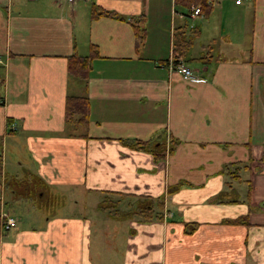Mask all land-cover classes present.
I'll use <instances>...</instances> for the list:
<instances>
[{
	"label": "crops",
	"instance_id": "crops-1",
	"mask_svg": "<svg viewBox=\"0 0 264 264\" xmlns=\"http://www.w3.org/2000/svg\"><path fill=\"white\" fill-rule=\"evenodd\" d=\"M234 1L0 0V264H264V0ZM66 96L87 98L85 126ZM117 194L161 200L160 218L110 216Z\"/></svg>",
	"mask_w": 264,
	"mask_h": 264
},
{
	"label": "trees",
	"instance_id": "trees-1",
	"mask_svg": "<svg viewBox=\"0 0 264 264\" xmlns=\"http://www.w3.org/2000/svg\"><path fill=\"white\" fill-rule=\"evenodd\" d=\"M213 0H173L174 4L180 8L190 11V7L199 6L200 15H207L212 7ZM108 13L94 7L91 12V17L95 18L100 15H107ZM180 27H176L175 30V39L177 40L174 45V50L177 54H174V59H177L178 56L184 52L187 44L181 33H178ZM132 29L135 36L136 43L139 42L143 35V29L140 28L137 24H132ZM179 50V51H178ZM94 48H91L88 55L79 56V55H69L67 56V72L69 75L78 78L85 79L89 69V60L95 55ZM199 61H204V56L198 57ZM175 61V60H174ZM76 117V121L85 126L88 118V101L86 97L83 96H66L64 101V119L70 120ZM9 123V120H7ZM172 142V141H171ZM131 148H136L140 150H146L150 152L153 160H161L165 156V149L163 146L156 147H147L146 142L142 141H133L131 144H128ZM171 148L169 149V151ZM168 152V151H167ZM116 194V193H113ZM118 197L111 198L105 196L99 206L108 210V213L112 217L117 218H131L134 216H140L141 220L148 219H158L160 218L161 213L159 212L161 207V200L153 199L149 196H143L136 198L133 203H130L125 210L119 209V204L122 202V195L117 194ZM240 220L229 221L230 223H238ZM191 226V225H190Z\"/></svg>",
	"mask_w": 264,
	"mask_h": 264
},
{
	"label": "built area",
	"instance_id": "built-area-1",
	"mask_svg": "<svg viewBox=\"0 0 264 264\" xmlns=\"http://www.w3.org/2000/svg\"><path fill=\"white\" fill-rule=\"evenodd\" d=\"M55 1H64L66 3H73L75 0H55ZM234 2L239 3L240 0H235ZM189 15L190 16L200 15L199 6L196 5V6L190 7ZM166 66H167L168 72L177 74L183 80L192 81V80L200 79V76L194 73L193 70H191L188 66L180 62L174 61L172 57H169L168 61H166ZM14 225H15V220L11 216H9L6 213L0 214V228L1 229L5 230L8 228L14 227Z\"/></svg>",
	"mask_w": 264,
	"mask_h": 264
},
{
	"label": "rangeland",
	"instance_id": "rangeland-1",
	"mask_svg": "<svg viewBox=\"0 0 264 264\" xmlns=\"http://www.w3.org/2000/svg\"><path fill=\"white\" fill-rule=\"evenodd\" d=\"M9 164H11V163H9ZM18 171H19V169H18ZM19 175H20V172L18 173ZM8 186H10V187H13V188H15L17 191H21V192H23V191H25L26 189L23 187L24 185L23 184H19V185H17V184H13V183H9V185ZM26 186V185H25ZM40 188L38 187V189H35V191H37V190H39ZM136 199L134 198H129V199H124L123 200V202H122V204L119 206V209H125V208H127L128 206H129V204L128 203H133L134 201H135ZM7 207H9L8 205H6V208ZM19 207H21V208H19ZM25 207V205L22 203V204H18V206L16 207V208H18V209H22V208H24ZM6 208H4V209H6ZM12 209H14V208H12ZM18 209H15V213H17L19 210ZM12 215V214H11ZM13 216V215H12ZM134 218L135 219H140V216H134Z\"/></svg>",
	"mask_w": 264,
	"mask_h": 264
}]
</instances>
